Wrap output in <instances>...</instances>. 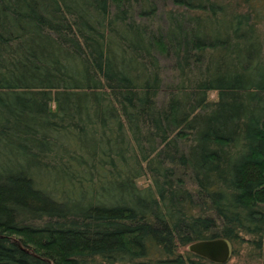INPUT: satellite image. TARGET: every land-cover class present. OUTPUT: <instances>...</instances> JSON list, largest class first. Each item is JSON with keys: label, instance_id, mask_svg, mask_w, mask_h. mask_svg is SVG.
Returning <instances> with one entry per match:
<instances>
[{"label": "trees", "instance_id": "16d2710c", "mask_svg": "<svg viewBox=\"0 0 264 264\" xmlns=\"http://www.w3.org/2000/svg\"><path fill=\"white\" fill-rule=\"evenodd\" d=\"M0 264H264V0H0Z\"/></svg>", "mask_w": 264, "mask_h": 264}, {"label": "water", "instance_id": "95a60500", "mask_svg": "<svg viewBox=\"0 0 264 264\" xmlns=\"http://www.w3.org/2000/svg\"><path fill=\"white\" fill-rule=\"evenodd\" d=\"M188 249L216 263H225L232 254L231 242L223 237L195 240L188 244Z\"/></svg>", "mask_w": 264, "mask_h": 264}, {"label": "rangeland", "instance_id": "374dc122", "mask_svg": "<svg viewBox=\"0 0 264 264\" xmlns=\"http://www.w3.org/2000/svg\"><path fill=\"white\" fill-rule=\"evenodd\" d=\"M238 260H239V258L237 259L236 256H234V255L231 254V256H230V258L228 260V263H232V262H235V261H238Z\"/></svg>", "mask_w": 264, "mask_h": 264}]
</instances>
